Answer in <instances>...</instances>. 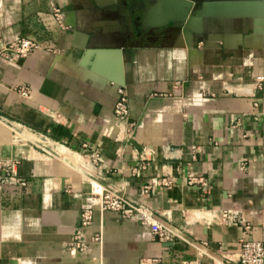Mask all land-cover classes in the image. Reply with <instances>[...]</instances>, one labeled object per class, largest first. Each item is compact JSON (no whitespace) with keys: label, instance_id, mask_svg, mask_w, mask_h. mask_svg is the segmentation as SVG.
<instances>
[{"label":"crops","instance_id":"obj_1","mask_svg":"<svg viewBox=\"0 0 264 264\" xmlns=\"http://www.w3.org/2000/svg\"><path fill=\"white\" fill-rule=\"evenodd\" d=\"M174 1L0 0V264H238L264 241V0ZM21 38L40 48L10 57ZM96 184L171 240L101 210ZM88 208L103 242L81 255Z\"/></svg>","mask_w":264,"mask_h":264},{"label":"built area","instance_id":"obj_2","mask_svg":"<svg viewBox=\"0 0 264 264\" xmlns=\"http://www.w3.org/2000/svg\"><path fill=\"white\" fill-rule=\"evenodd\" d=\"M55 16L59 20V10H55ZM40 48V44L33 39L21 38L16 42L9 44L7 50L11 53L10 57L18 59L26 58L34 50ZM23 95H28L27 88L22 89ZM114 118L118 126L127 125L129 123V100L124 88L119 89V97L115 104ZM83 155L88 157L90 161H99V155L96 150H92L88 146L83 147ZM12 170L9 167L0 169V182L10 176ZM202 181V179H201ZM164 185H168L165 182ZM94 193L101 196V210H112L118 212L123 220L137 218L142 224L150 225L151 231L162 241L171 240L173 234L160 222L154 221L151 212L142 206L130 202L126 198L114 195L111 192L103 190L98 184L93 185ZM224 223L231 221L227 212L221 214ZM93 221V210L85 209L80 214V224L73 236L70 248L76 250L81 255H88L94 245L102 244L103 234L101 232H91ZM88 235V237H86ZM241 247L238 253V264H264V241L255 239H241ZM177 264H202V256L199 254L196 258L182 257L177 260ZM214 264H229L225 259L217 258Z\"/></svg>","mask_w":264,"mask_h":264},{"label":"water","instance_id":"obj_3","mask_svg":"<svg viewBox=\"0 0 264 264\" xmlns=\"http://www.w3.org/2000/svg\"><path fill=\"white\" fill-rule=\"evenodd\" d=\"M189 1H192V0H189ZM193 1L196 2V0H193ZM190 3L191 2H189V5H190ZM172 6H174V8L176 9V11H178V10L184 11V8H185V7H183L182 4H179V2L176 1V0L174 1V4Z\"/></svg>","mask_w":264,"mask_h":264}]
</instances>
